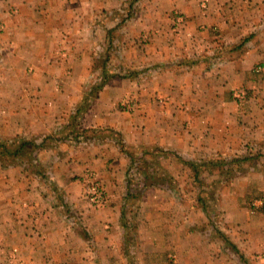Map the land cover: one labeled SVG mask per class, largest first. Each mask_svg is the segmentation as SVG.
Returning a JSON list of instances; mask_svg holds the SVG:
<instances>
[{
	"label": "crops",
	"instance_id": "obj_1",
	"mask_svg": "<svg viewBox=\"0 0 264 264\" xmlns=\"http://www.w3.org/2000/svg\"><path fill=\"white\" fill-rule=\"evenodd\" d=\"M146 4L137 19L128 23L120 42H125L128 61L151 64V78L137 84L126 78L111 79L85 113L84 122L118 128L130 141L174 146L192 155L235 154L244 152V146L263 144L264 0H147ZM122 5L123 0H0L7 91L3 120L15 124L19 132L49 131L76 102L93 60L106 47L108 10ZM175 10L187 20L184 30L173 35L169 16ZM143 32L150 33L147 40L141 37ZM30 64L34 70L27 73ZM255 64L262 66L261 73L251 72ZM235 87L247 89L242 105L231 96ZM130 89L139 91L145 107L142 120L115 106L117 97ZM62 145L69 152L65 162L56 166L59 185L67 191L69 202L81 210L93 250L83 227L80 232L71 227L53 207L52 196L32 195L36 190L27 185L20 196L9 187L0 191V206H5L0 210V254L17 249L22 264H127L121 254L116 206L90 210L80 186L65 180L73 171L98 169L111 203L116 202L125 159L109 143L87 145L75 154L70 143ZM261 163L264 167V160ZM249 172L256 173L243 174L223 188L222 201L225 226L242 240L247 254L259 247L264 251V215L245 206L256 200L264 206V172ZM251 186L257 188L256 196ZM150 191L155 206L145 211L147 222L141 221L148 228L141 262L166 264L161 262L162 248L151 243L161 229L177 264H211L204 258V237L189 235V215L169 212L163 223L158 210L163 206L156 203L165 199L152 196L156 189ZM26 201L29 208L13 210ZM96 250L100 254L93 260ZM0 264H8L5 256H0Z\"/></svg>",
	"mask_w": 264,
	"mask_h": 264
},
{
	"label": "rangeland",
	"instance_id": "obj_2",
	"mask_svg": "<svg viewBox=\"0 0 264 264\" xmlns=\"http://www.w3.org/2000/svg\"><path fill=\"white\" fill-rule=\"evenodd\" d=\"M130 1H126L125 5L129 3ZM147 3V0H138L134 1L132 6V18L127 20L124 25H117L120 22V15H123L125 11H118V10H108V28L110 30V35H113L117 38V36L125 35L127 25L130 21H134L137 19V17L142 13V9L144 8ZM203 5V3H202ZM203 6H206L204 4ZM207 7V6H206ZM205 7V8H206ZM119 13V14H118ZM118 14V16H117ZM113 17L116 19V21L111 22V19ZM170 20H171V26L170 30L173 35L180 34L185 26H186V20L187 18L184 16L183 13L179 11H172L170 14ZM178 17L182 18L181 22H177L176 19ZM114 20V19H113ZM112 24V25H111ZM75 30H78V26H73ZM3 24H0V32L3 30ZM149 32H143L141 33V37L144 39H148L150 36ZM121 39H118L113 44V47L109 50V53H105L104 51L99 54V57H96L93 60V63L90 68V73L88 80L85 81L83 88L79 92L78 97L76 98V102L73 103V105L68 109V111L63 112L64 115L61 116L60 119L57 120V122L51 124L49 131H45L44 133H27V132H19L17 130V126L15 124L5 122L4 119V106L3 104L7 103V100L5 99V93L7 91H4V74H3V68L5 66V60H4V49L2 43L0 42V139L1 138H15V137H28L31 138L32 135H45V136H60L61 134H58V131L61 125L66 124V122L69 121L71 123L70 114L74 111L75 105L80 101L81 97L83 96V89L88 88V86L99 82V79L97 80L96 77L101 75V61L107 58L105 70L107 71V74H110L111 72H114L120 65L122 66V71H124L125 68H130L131 70L135 71L132 76H112L109 78L108 81H110L113 78H126L129 79V81H133L136 84L145 82L151 78V64H133L131 61H128L127 58L124 55V48H125V42H120ZM98 58V59H97ZM41 61H45L43 58ZM32 66V67H31ZM260 67V71L255 72L254 69L256 67ZM34 67L33 65H28L26 67V72L31 73L33 72ZM251 72L253 74H259L262 72V66L260 64H255L251 68ZM8 77V75H6ZM101 78V76H100ZM107 81V82H108ZM107 84V83H106ZM105 84V85H106ZM104 85V86H105ZM102 87V89L104 88ZM99 91L96 97L92 99L90 106L87 108H84L81 110L82 114L79 118H77V121L80 122V125L77 126L76 130H80V128H85L87 136H89V141L87 142H60L53 140L51 142L47 141V144H53L52 147H46L42 150H40L37 153V159L39 163V167L42 169V173L44 174V177H37L33 171H31V168L26 169L22 165H15V166H9L6 167L0 162V191L4 189V187H9L12 189V191L16 194V196H20L23 192L22 189H25L27 185H29L31 188H34L36 190V194L32 195H42L43 198H47L52 196L54 199L53 207H56L57 211L62 214V217L70 224L71 227L75 228L77 232L83 231L86 232V239L89 240V244L92 242V236L88 235L86 231V227L84 225L85 220L83 219V214L81 213V210H79L77 207H75L73 204L69 202V199L67 198V191L65 188L62 187V185H59L60 176L57 171V167H59V163L65 162V158L68 155L69 150H65L63 147V143H70L71 148L70 151L72 154H75V152H81L86 148L87 145L92 144H102V143H109L110 145L114 146L116 148V145L109 142V141H101L100 138H104L105 134H110L109 129H112L113 132L120 134V138H122L127 145L132 146L136 150L141 149L144 146H154L159 144H151L149 142L144 141H130L127 140L125 135L115 127L108 126L106 124L101 125H87L83 118L85 113L91 108L94 101L99 96ZM235 89H242L245 92L244 98L239 102L233 95V90ZM139 91L137 89H130L125 92H123L121 95L117 97L116 105L121 110H124L127 112L130 116L138 117L140 120L144 118V105L139 101L138 97ZM231 96L233 100L238 104L242 105L244 101L246 100L248 94L247 89L244 87H235L231 89ZM67 110V109H66ZM61 119H64L61 121ZM70 119V120H69ZM113 133V134H115ZM58 134V135H55ZM94 134V135H93ZM118 136V138H117ZM95 138V141L92 140V138ZM116 139H119V135L116 134ZM99 138V139H97ZM38 140V139H37ZM96 140H99L96 142ZM163 146V145H161ZM171 148L176 149L179 152L186 153L183 151H180V149L174 147V146H168ZM117 149V148H116ZM249 149H253L255 151L260 152V154H264V143L263 144H252L247 145L242 148L244 152L248 151ZM205 153V152H200ZM219 154H222L220 152H216ZM243 153V152H241ZM186 154H191V152H188ZM227 154V153H225ZM197 154L193 155L196 156ZM123 157V156H122ZM125 159V167L123 170V176L121 180V194L118 195V198L116 199V202L111 203V196L106 189L104 182L102 181V177L99 174V170L95 169L93 167H85L83 171L79 174H76L77 171H73L72 173L74 175L70 176L68 175V178L65 180H69L71 184H78L80 186V194L81 197L87 202L89 205L90 210L96 211L100 210L106 206H116L114 209V212L117 214V223L119 224V237L121 241V254L126 260L127 264H131L126 255H125V246H129L131 244V253L130 258L132 260V264H143L145 260H142L139 258L140 252H142L143 242H144V236L148 231V228L141 223L142 220H146L145 218V211L149 212L151 210V191L150 193H147L149 190L156 189L155 194L152 196L158 197L161 195L162 198L165 200L158 201L156 204L158 207L161 205L162 213L160 220L164 223L167 221V214L169 212H183L184 216L189 215L191 219H189L188 222V231L192 232L189 235H197V233L201 234L204 237V242L206 245L205 249V261L208 259L210 260L211 264H243L238 262V260L235 258V256L230 253L229 247L225 244V239L227 238L228 242L234 243L237 245L239 252L242 253L248 264H261L264 260V251L260 250V247L255 249L251 254L245 253L243 249V242L240 238H237L232 233H230L229 229L225 226V208L224 205H222V201L224 198L223 195V188L229 183L234 182L235 179L239 178H232L231 180L223 183H219L217 185H213L212 183L216 179V172H214L213 175H208L206 173L202 174L203 177V185L201 187H198L196 184L192 182L191 176L192 172L188 165L183 163L179 158L177 157H170L163 159L161 161L162 167L165 169L170 176V179H168L166 188H160V187H154L150 186L144 190L140 198L138 199V208L136 206H131L126 209V211L123 213L122 208V199L125 193L124 190V178H125V168L127 165V159ZM260 160H264V155L260 157ZM260 164L262 165L263 163ZM247 173H256V172H245ZM242 177V176H240ZM93 184L98 185L99 191L101 192V198L99 199V202L93 203L89 200V194L88 190H90V186ZM14 185H17V187H14ZM42 188V189H40ZM252 194H255L257 191V188L255 186H251ZM20 193V194H19ZM145 194L147 195V203L145 202V209L144 205H142L143 197H145ZM8 195L11 197L12 192H9ZM253 196H256L253 195ZM254 197L250 198L252 200ZM48 199V198H47ZM161 200V198H159ZM249 201L246 202L245 206L250 211L252 210H259L264 215V206L261 200H256L254 202ZM155 203V202H154ZM163 203V204H162ZM249 203V205H247ZM204 204V207H203ZM31 204L29 202H25L16 207L13 208V210H19L20 208L22 210H25V208H29ZM5 206H0V210H3ZM252 209V210H251ZM121 213L124 216V219L121 217ZM192 222V223H190ZM125 226H124V225ZM158 225H155L156 228ZM215 226L216 229H212ZM142 228L145 230L144 233L142 231ZM163 230L159 229L158 234H153V242H151L153 245L158 243V247H161L162 250L160 251L162 254L161 262H165L166 264H177L178 259L175 255V252L172 248L167 250V242L169 240L167 239L166 234L162 232ZM126 235V239H125ZM76 246L79 245V238L76 236ZM155 239V240H154ZM130 240V241H127ZM157 240V241H156ZM166 247V248H165ZM91 248L93 250V246L91 244ZM164 248V249H163ZM133 251V252H132ZM96 253V254H95ZM97 254H100L99 250L92 251L93 260H95ZM201 254V252H199ZM0 256H5V259L8 261V264H22L23 258L20 257L19 252L17 249H13L11 251H3L1 252ZM202 256V255H201ZM21 258V259H20ZM100 264V263H99Z\"/></svg>",
	"mask_w": 264,
	"mask_h": 264
},
{
	"label": "trees",
	"instance_id": "obj_3",
	"mask_svg": "<svg viewBox=\"0 0 264 264\" xmlns=\"http://www.w3.org/2000/svg\"><path fill=\"white\" fill-rule=\"evenodd\" d=\"M126 1L130 2L125 5ZM134 1L138 0H123V5L119 7V9H116L118 11H125L123 15L118 13L120 16V22L117 25L122 26L127 20L132 18V6ZM119 37L120 36H117L116 38L113 35H110V30L108 29L106 47L103 50L106 54L109 53V50L113 47V44L118 41V39H120ZM106 62L107 58L101 61V78L100 76L96 77L97 80L99 79V82L83 89V96L75 105L76 107L74 111L69 115L70 119L72 120L71 123L68 121L66 124L61 125L58 131H55L58 132V134H61L60 136H56V138H54L52 135H32L31 138L25 136L15 138H1L0 162L6 167L22 165L26 169L31 168V171H33L34 174L41 179V177H44V174L42 173V169L39 167L37 153L48 146H54L53 144H47V141L51 142L56 140L60 142L69 141L74 143H83L89 141V136L85 134V128H80L78 131L76 130L77 126L80 125V122L77 121V118L81 116V110L90 106L92 102L91 100L97 96L109 78L112 76H132L135 75L134 72H136V70L133 71L130 68H125L124 71H122V66L120 65L114 72L107 74V71L105 70ZM92 96L93 98L90 99ZM109 132L110 134H105L102 136L104 138L97 139L101 141L106 140L115 144L117 151L127 159V165L124 173L125 193L122 199L123 213L126 211V209H128V207L136 206L138 208V199L146 188L154 186L167 189L165 186L168 179H170V176L166 174L167 172L161 165V161L166 158L175 156L183 163L188 165L192 172V182L198 187L203 185L202 174L204 173L211 176L214 174V172H216V179L212 182L215 186L219 183L227 182L232 178L243 176L245 172L255 170L262 173L264 172V167H261L260 164V157H262L264 154H260V152L253 149H249L243 153L235 154L198 153L196 156L182 153L174 148L161 145H154L151 147L144 146L141 149L136 150L132 146L127 145L125 141L120 138L121 135L118 134L119 132L115 133L112 129H109ZM116 134L119 135V139H116ZM92 140L95 141V138L93 137ZM99 140H96V142ZM121 217L124 219L122 213ZM212 229H216L215 226ZM225 244L227 247H229L230 253H232L235 258L237 257L236 259L238 262L248 264L245 256L239 252L240 250L238 249L237 245L231 242L229 243L227 238L225 239ZM130 253L131 244H129V246H125V255L128 261L132 264Z\"/></svg>",
	"mask_w": 264,
	"mask_h": 264
},
{
	"label": "built area",
	"instance_id": "obj_4",
	"mask_svg": "<svg viewBox=\"0 0 264 264\" xmlns=\"http://www.w3.org/2000/svg\"><path fill=\"white\" fill-rule=\"evenodd\" d=\"M176 21L179 23L182 21L181 17H178L176 19ZM260 67H256L254 69L255 72L260 71ZM233 95L234 97L240 102L244 96H245V92L242 89H235L233 90ZM89 194V200L93 203H97L99 202V199L101 198V192L99 191L98 185L93 184L92 186H90V190H88Z\"/></svg>",
	"mask_w": 264,
	"mask_h": 264
}]
</instances>
